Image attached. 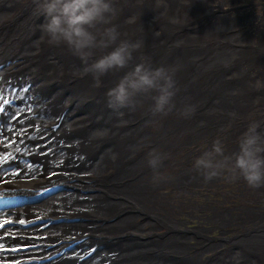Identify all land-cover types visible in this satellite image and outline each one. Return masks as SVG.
I'll return each instance as SVG.
<instances>
[{"label": "bare ground", "instance_id": "1", "mask_svg": "<svg viewBox=\"0 0 264 264\" xmlns=\"http://www.w3.org/2000/svg\"><path fill=\"white\" fill-rule=\"evenodd\" d=\"M115 7L120 38L142 47L96 87L66 48L37 47L34 0H0V264H264V187L193 167L217 139L232 156L249 123L264 135V4ZM143 58L174 71L172 110L153 113L156 92L111 103Z\"/></svg>", "mask_w": 264, "mask_h": 264}, {"label": "clouds", "instance_id": "2", "mask_svg": "<svg viewBox=\"0 0 264 264\" xmlns=\"http://www.w3.org/2000/svg\"><path fill=\"white\" fill-rule=\"evenodd\" d=\"M34 4L37 14L43 18L37 47L43 44L66 48L81 61V73L93 75L96 87L101 86L102 76L128 68L142 47L139 41L120 38L118 26L113 23L118 14L115 0H34ZM102 49L111 50L93 60L97 50ZM256 88H264V82L257 81ZM151 92L157 93L152 98L154 114L172 110L176 94L174 71L153 68L143 58L109 90L108 96L112 104L125 107L134 95ZM259 129L258 122L249 123L238 137L237 151L232 156L225 155V146L217 139L211 150L195 159L193 167L209 181L227 173L233 181L242 179L250 188L264 187V135ZM149 156L148 165L156 180L164 157L155 152Z\"/></svg>", "mask_w": 264, "mask_h": 264}, {"label": "rangeland", "instance_id": "3", "mask_svg": "<svg viewBox=\"0 0 264 264\" xmlns=\"http://www.w3.org/2000/svg\"><path fill=\"white\" fill-rule=\"evenodd\" d=\"M242 1H244V4L245 3H251L252 1H255V2H260L261 4H264V0H242ZM226 190H230V189H226ZM215 190H213V192H214ZM210 192H212V190H210ZM218 193V196H219V194L221 193L220 192V190L219 191H217ZM220 192V193H219ZM209 196H211V199H209V200H213V201H215V199H216V197H214V196H212V195H210V194H208ZM198 200H199V202H203L204 201V199H200V198H198ZM231 202H238V200L237 199H231ZM215 204V203H214ZM192 223H193V225L195 224V221L193 220L192 221Z\"/></svg>", "mask_w": 264, "mask_h": 264}, {"label": "snow or ice", "instance_id": "4", "mask_svg": "<svg viewBox=\"0 0 264 264\" xmlns=\"http://www.w3.org/2000/svg\"><path fill=\"white\" fill-rule=\"evenodd\" d=\"M0 111H2V109H0ZM20 223H21V224H23V223H24V221H23V220H21V221H20ZM0 227H2V225H0Z\"/></svg>", "mask_w": 264, "mask_h": 264}]
</instances>
